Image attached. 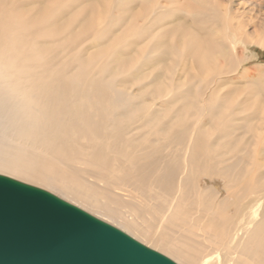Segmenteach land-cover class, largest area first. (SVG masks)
<instances>
[{
	"label": "bare ground",
	"instance_id": "1",
	"mask_svg": "<svg viewBox=\"0 0 264 264\" xmlns=\"http://www.w3.org/2000/svg\"><path fill=\"white\" fill-rule=\"evenodd\" d=\"M172 1L0 0V173L178 264H264V33Z\"/></svg>",
	"mask_w": 264,
	"mask_h": 264
},
{
	"label": "water",
	"instance_id": "2",
	"mask_svg": "<svg viewBox=\"0 0 264 264\" xmlns=\"http://www.w3.org/2000/svg\"><path fill=\"white\" fill-rule=\"evenodd\" d=\"M0 264H178L41 187L0 174Z\"/></svg>",
	"mask_w": 264,
	"mask_h": 264
},
{
	"label": "rangeland",
	"instance_id": "3",
	"mask_svg": "<svg viewBox=\"0 0 264 264\" xmlns=\"http://www.w3.org/2000/svg\"><path fill=\"white\" fill-rule=\"evenodd\" d=\"M175 1L176 0L172 1L171 6L173 8L175 6ZM194 2H197L200 5H202V7H204L205 10H210L212 8H220L221 10L222 9L226 10L227 11L226 12L227 18H229L230 21H232L233 23L237 22L238 20L246 21L248 23V26H246V32L249 35H253L255 30L258 29V33H257L258 36L257 35H256V37H250L249 36L251 41H254L258 37L260 38L261 37L260 34L264 33V0H203V1L202 0H200V1H198V0H182L181 3L176 7V9H180L182 11H177V13H175V15H182V13L186 14L185 11L187 10L188 5H193ZM70 12H72L73 16L77 15V13L74 11H70ZM231 12H233L235 14H240L239 18H236V17L233 18L231 15ZM188 14H190V13H188ZM119 31L120 30H117L116 32H119ZM92 51H93L92 48L88 49V53H91ZM248 53H250V55H252V56L249 59V61L244 65L255 67V66L262 64L264 66V47L262 45H260L258 43H254V42L249 43ZM241 80H242V82L238 83V84L239 85L245 84V82L243 81L244 79H241ZM15 179L21 180V178H18V177ZM23 182H25V181H23ZM26 183H29L32 185L36 184V183L34 184L33 182L31 183L30 181L26 182ZM35 186H38V185H35ZM41 186L42 185H40L38 187H41ZM41 188L46 189L43 186ZM46 190L50 191L49 189H46ZM50 192H52V191H50ZM52 193H54V192H52ZM55 195L61 197L60 194H55ZM62 199L66 200L65 198H62ZM66 201H68V200H66ZM68 202H70V201H68ZM70 203H72V202H70ZM73 204L76 205L75 203H73ZM76 206H78V205H76ZM80 208H82V207H80ZM82 209H84V208H82ZM84 210L87 211L86 209H84ZM87 212H89V211H87ZM92 215H94V214H92ZM94 216H96V215H94ZM96 217H98V216H96ZM100 219H102L103 221H106V219H104V218H100ZM106 222H108V220ZM108 223L112 224V222H110V221ZM112 225H114V224H112ZM114 226H116V225H114ZM116 227H118V226H116Z\"/></svg>",
	"mask_w": 264,
	"mask_h": 264
}]
</instances>
